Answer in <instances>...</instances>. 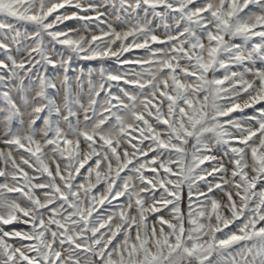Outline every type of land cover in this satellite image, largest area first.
I'll return each mask as SVG.
<instances>
[{
    "label": "snow or ice",
    "instance_id": "6c2138e0",
    "mask_svg": "<svg viewBox=\"0 0 264 264\" xmlns=\"http://www.w3.org/2000/svg\"><path fill=\"white\" fill-rule=\"evenodd\" d=\"M0 264H264V0H0Z\"/></svg>",
    "mask_w": 264,
    "mask_h": 264
}]
</instances>
